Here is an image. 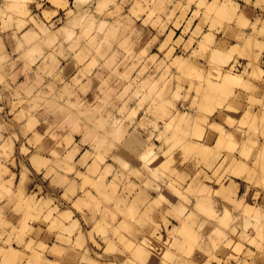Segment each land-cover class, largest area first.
<instances>
[{"label":"rangeland","instance_id":"rangeland-1","mask_svg":"<svg viewBox=\"0 0 264 264\" xmlns=\"http://www.w3.org/2000/svg\"><path fill=\"white\" fill-rule=\"evenodd\" d=\"M222 2L0 0V264H264V24Z\"/></svg>","mask_w":264,"mask_h":264},{"label":"crops","instance_id":"crops-1","mask_svg":"<svg viewBox=\"0 0 264 264\" xmlns=\"http://www.w3.org/2000/svg\"><path fill=\"white\" fill-rule=\"evenodd\" d=\"M9 1V0H8ZM20 2V0H13ZM209 2L213 0H208ZM223 0H221L222 2ZM232 5V6H231ZM6 6V3L4 4V8ZM228 6L229 8H233V17L234 20H224L225 24H230L233 34L239 33L241 30L239 28V20L238 18L244 17V21L254 24L258 22L259 25L264 24V0H228ZM231 16V15H228ZM233 34L224 35L222 34V43L228 44L231 43L233 45H236V38L233 36ZM4 39V36L0 34V41ZM256 39L264 42V36H256ZM230 44V45H231ZM229 45V44H228ZM241 45V44H240ZM229 47V46H228ZM0 51H4L3 48H0Z\"/></svg>","mask_w":264,"mask_h":264},{"label":"bare ground","instance_id":"bare-ground-1","mask_svg":"<svg viewBox=\"0 0 264 264\" xmlns=\"http://www.w3.org/2000/svg\"><path fill=\"white\" fill-rule=\"evenodd\" d=\"M29 3H30V1H29ZM224 3H226V2H224ZM16 5H19V4H16ZM222 5H223V2H222ZM10 7H16V8H19V10L22 8V6L20 5V6H15V5H11ZM220 7H221V4H220ZM223 8L225 7V5H223L222 6ZM221 7V12H222V15L225 13H223V11H224V9L226 10H228V8H229V6H228V8H227V6H226V8H222ZM23 11H24V9H22ZM22 11V12H23ZM1 14V13H0ZM3 15H4V13H3ZM2 15V16H3ZM225 15V14H224ZM227 15H230V14H227ZM0 17H1V15H0ZM4 22V21H3ZM3 26H4V23H3ZM114 29H116V31H115V33H117V32H120V30H119V28L118 27H113ZM124 37H125V35H124ZM124 37H122V36H120L119 35V33L118 34H116V35H114V39L116 40V38H118L119 40H120V42H121V44L122 45H124V46H127L128 45V41H129V39L128 38H124ZM2 42H3V40L2 41H0V48H3V45H2ZM238 42H239V40H238ZM241 44V43H240ZM225 45V44H224ZM242 45V44H241ZM239 46V45H238ZM221 47V46H220ZM222 48V47H221ZM220 48V49H221ZM224 49V48H223ZM223 51H225V50H223ZM153 247H154V245H153Z\"/></svg>","mask_w":264,"mask_h":264}]
</instances>
